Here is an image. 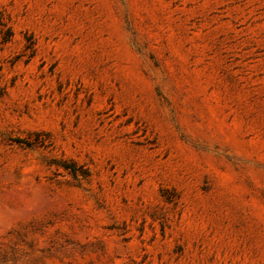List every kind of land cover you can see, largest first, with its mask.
Returning a JSON list of instances; mask_svg holds the SVG:
<instances>
[{"label":"rangeland","instance_id":"1","mask_svg":"<svg viewBox=\"0 0 264 264\" xmlns=\"http://www.w3.org/2000/svg\"><path fill=\"white\" fill-rule=\"evenodd\" d=\"M0 264H264V0H0Z\"/></svg>","mask_w":264,"mask_h":264}]
</instances>
